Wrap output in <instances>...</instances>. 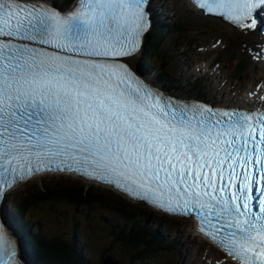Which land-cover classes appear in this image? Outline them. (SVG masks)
<instances>
[{"label":"snow or ice","instance_id":"6c2138e0","mask_svg":"<svg viewBox=\"0 0 264 264\" xmlns=\"http://www.w3.org/2000/svg\"><path fill=\"white\" fill-rule=\"evenodd\" d=\"M252 28L264 0H193ZM147 0H0V195L41 172L112 185L198 231L236 264H264V110L216 111L154 91L124 62ZM252 18L251 23H247ZM0 225V264H17Z\"/></svg>","mask_w":264,"mask_h":264},{"label":"trees","instance_id":"16d2710c","mask_svg":"<svg viewBox=\"0 0 264 264\" xmlns=\"http://www.w3.org/2000/svg\"><path fill=\"white\" fill-rule=\"evenodd\" d=\"M69 1L71 0H63V3ZM178 23L177 20L173 21L171 18L153 20L143 37L140 52L134 60L135 66H138L144 73L155 72L154 82L169 91L188 92L194 96H201L196 91L192 92L189 87L185 88L187 86L174 76L173 60L168 55L167 47L173 48L178 44V42L172 43V39L177 40L180 35L174 30L176 26H179ZM46 177L50 176L41 177L38 182L25 184L10 198L11 205L6 203L10 218L19 221L20 242L24 248L27 247L36 262L88 264V259L83 254L81 243L75 234L78 226L76 227L74 221L83 219V225H90L87 222L86 213L99 207L111 212L112 218H96V223L107 224L108 245L115 243L119 246L127 258L126 264L148 263L159 259L162 255L169 257L168 252L174 251L173 240L170 239L163 243L164 245L156 241L157 237L162 234V229L166 228L163 222L169 223L167 218L159 215L160 218L151 224L143 218L146 210L142 206L130 203L108 190L97 188L94 185H85L65 176ZM41 211L51 212L54 215L59 212L63 213L61 219L67 221V225L70 222V236L61 238L57 235L45 234L39 227L40 221L37 218ZM83 225L79 229H83ZM107 250L104 249L100 254L102 261L104 260L102 256ZM174 260L175 257L171 256L161 262L162 264H174Z\"/></svg>","mask_w":264,"mask_h":264},{"label":"rangeland","instance_id":"374dc122","mask_svg":"<svg viewBox=\"0 0 264 264\" xmlns=\"http://www.w3.org/2000/svg\"><path fill=\"white\" fill-rule=\"evenodd\" d=\"M158 7L160 8L159 10H157ZM154 12L157 14L159 19L178 18L179 21H181L182 25L175 27L174 30L177 33H181L182 30H184L183 36H185L187 32L190 33L188 37L186 36L184 37V43H195L194 48L190 44H186L181 47V53L183 51L184 53H186V54H183L186 58L179 59L180 70H179V67H176V70H179V75L181 77V80L187 79L186 81H190L194 77H198V76L204 77L206 85H209V87L211 86V91L209 92V96L215 99H223V100H230V101L239 100L242 96V92L244 91V87L246 86V84L253 82L254 79L257 80L256 78L258 77V75H255V74L254 75L248 74L246 78L241 79L240 77L242 76L243 72L247 71L248 68L251 67L250 64H248L247 67H245L246 69H244L243 72H240L237 74L236 65L238 62L233 67L232 62L234 60V57L233 56L230 57L229 55H226L225 52H223L224 49L221 50L222 46H225V47L230 46V43L229 42L227 43L226 41L228 40L227 35L228 36L230 35V31L228 27L224 25H221L222 27L217 26V25H212L211 23L207 22L208 21L207 19H202L198 17L197 15H195L194 12L185 8L183 0H160V4L158 3V0H155ZM181 17H182V20H181ZM211 21L212 23H215V21L219 23L217 20H214V19H212ZM196 24H199V25L201 24V26L199 25L197 26ZM202 24L207 25V26L211 25L208 27L219 29V31L216 32V31H212L211 28L210 29L204 28L202 27ZM194 26L202 27V29L195 30ZM230 36H232V34ZM181 37L182 35H180V37L178 38L179 43H181ZM217 37H220L221 39L220 42L222 41V44L219 42L218 45L212 47L211 44L214 43V38H217ZM172 40H173L172 43L175 44L176 40L175 39H172ZM175 54L179 55L180 51L176 49ZM216 56H218L217 59L219 61L223 59L225 61V63H220L221 61L219 62L220 72L218 74L213 73L214 71L218 70V67L212 68V67H209L208 65L213 60V58ZM195 61H198L197 64L194 63ZM227 61H229L228 65H227ZM213 65L215 67L217 63L214 62ZM195 67H197L198 70H196ZM205 68H208V69H205ZM152 69L155 70L154 68ZM201 70L212 73V76L214 78L208 76L207 72L204 74L200 73L199 75H195L199 73V71ZM230 70H232L231 73H230ZM154 75H155V72H152L150 75H146V77H149L150 79H152V76ZM228 79L231 82H235L233 91L231 93H227L225 90H222L223 82L227 83ZM185 84L186 83H184L183 85ZM226 85L230 86L231 84L227 83ZM45 176H50L46 178H56L58 176H65L70 179L82 182L85 185L89 184L85 181H82L80 179L70 177L67 175H60V174L59 175L58 174L43 175V176L34 178L28 181L27 183L21 184L17 186L15 189H13L12 191H10L8 195H6V199L4 203L5 209L4 207L2 208L4 210H8L6 209L8 208L6 207V203L7 205H11L10 198H12L13 194L18 192L25 184H29L32 182H38L41 177H45ZM94 186L97 188L107 190V188L103 186H98V185H94ZM110 192L114 193L112 191ZM135 205L142 206L140 203H136ZM142 207L146 210V213L143 215V218H145L147 222L152 224L160 218L159 215H153L148 210L149 208H147L146 206H142ZM62 214L63 213L61 212L57 213L56 215H54V213L47 212V211L39 212L37 216V218H39V221H40L39 227L47 235H57L58 237H61V238L70 236V229H69L70 222L67 225V221H64L61 219ZM86 215H87L86 216L87 222H89L90 225H83V219H81L80 221L76 220V222L74 221V223L76 227L78 226L77 232L75 234L81 243L83 254L88 259V264H101L102 260L100 258V254L103 252L104 249H108L106 251V254H103L102 256V258H104L107 264H109V262H111L112 259L116 260L119 264H126L127 258L124 255V253L121 252L119 246L115 243L112 245H108L109 240L106 235V231L108 228L107 224L106 223H101V224L96 223V218L97 219L112 218L111 212L106 211L103 207H99V208H96L94 210L87 212ZM172 218L176 219L178 221V224H171V223L163 222L166 225L165 226L166 228L162 229L161 231L162 234H160V236L157 237L156 241L161 242L162 245H164L163 243L170 241V239L174 241V251L172 253L168 252L170 258L171 256L175 257L174 264H206V258L203 256L205 255L208 258V253L206 251L207 244L204 241L195 239L192 236V231L190 230L189 227H185L181 225L182 223H185L187 220L176 218V217H172ZM3 220H4V223L7 224L5 217L3 218ZM12 224H15V230L18 226L20 227L19 221L16 219H12L11 225ZM81 225H83V229H79ZM16 233L18 237L20 238L21 235H19L18 231H16ZM25 250H27V253L25 252V255H27L28 257H31V260L33 262L37 264H44L42 262L41 263L36 262V260L30 254V251L27 248ZM22 251L24 252V250ZM169 257L162 255L161 257H159V259H154L144 264H162L161 261ZM116 261H113L112 264H118ZM209 261L212 264V260L209 259Z\"/></svg>","mask_w":264,"mask_h":264},{"label":"bare ground","instance_id":"6f19581e","mask_svg":"<svg viewBox=\"0 0 264 264\" xmlns=\"http://www.w3.org/2000/svg\"><path fill=\"white\" fill-rule=\"evenodd\" d=\"M183 1H184L185 8L186 9H189L192 12H194L195 15H196L197 12L192 8V6L186 0H183ZM157 18H158V20H160L159 17H157ZM226 27L229 28L230 35L231 34L232 35L235 34L236 37L232 38V42L233 43H231L230 46H227V47L222 46V49L221 50L224 49L223 52H225L226 55H229L230 57L231 56L234 57V60L232 62L233 67L238 62L237 65H236V67H237L236 73L237 74L240 73V72H243L244 69H246L245 67H247V65L250 64L251 67H249L247 71H244L243 74H242V76L240 78L241 79L242 78H246V76L248 74H250V75H254V74L255 75H258V77L256 78L257 80L254 79L253 82H251L249 84H246V86L244 87V91L252 92L253 91V86L255 85V82H257L260 79L261 80L262 79L264 80V63L257 62V64H256V62L252 58V55L249 54L247 51L253 49L255 42H258L259 41L260 35H259L258 31H252V32H249V31H240L239 29H234V28H232V27H230L228 25ZM179 37H180V35L178 36V38ZM238 37L241 38L239 41H237V38ZM226 41H227V43L229 42L228 40H226ZM220 43L222 44V41ZM182 54H186V53H184V51H183ZM216 57H218V56H216ZM133 58L134 57H132L130 59L128 58L126 60L129 62ZM229 58H227V59H229ZM220 61L222 63H225L224 59L223 60H220ZM134 62L135 61L133 60L131 62V64L133 65ZM228 63H229V61H227V65H228ZM138 69L141 71V69L138 68V66H135L133 68L134 72L141 76V73H140V71ZM231 72H232V70H230V73ZM151 73L152 72H150V71L145 72L146 75H150ZM147 78H149V77H147ZM152 79H155V75L152 76ZM230 82L231 81L228 79L227 83H230ZM261 88H264V84H263V86H261ZM182 93H183V95H187L188 92H182ZM44 175H46V174H44ZM40 176H43V175H39L38 177H40ZM0 221L4 225V227L7 230H9L10 233L13 230L15 231V233H16V231H18V228H16V230H15V224H12L11 225L9 223V220H7V225H6V223H4L3 216H2V208L1 207H0ZM7 236L9 237V234H7ZM19 243H20V240L19 239L18 240L16 239V244L18 245V247H19V249L21 251V246H20ZM112 262L113 261L111 260V262H109V264H112ZM102 264H107V263L104 260V261H102Z\"/></svg>","mask_w":264,"mask_h":264}]
</instances>
